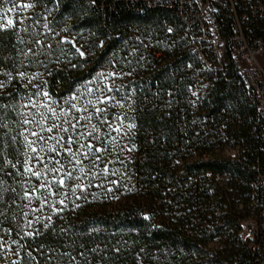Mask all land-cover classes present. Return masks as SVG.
<instances>
[{"label":"trees","instance_id":"obj_1","mask_svg":"<svg viewBox=\"0 0 264 264\" xmlns=\"http://www.w3.org/2000/svg\"><path fill=\"white\" fill-rule=\"evenodd\" d=\"M100 1L4 0L1 4L14 6L21 18L16 19L14 32H0V63L9 69L23 65L21 70L30 76L39 73L34 83L50 92L57 108L95 102L101 90L117 89L105 92L115 100L101 97L97 106L111 104L110 111L119 117L116 123L125 130L129 123L136 128L127 134L112 132L113 142L103 137L109 131L103 127L98 135L107 140L108 153L99 161L82 158L69 187L48 197L62 211L53 213L45 206L33 214L30 207L36 206L35 200L24 207L28 202L17 199V210L9 211L2 225L13 232L0 231V236L10 243L19 239L17 230L31 231L23 217L28 212L27 219L44 218L32 226L43 234L20 240L36 257L33 261L22 252L23 264H256L248 242L241 238L249 222L243 223L258 217L252 207V172L240 159L232 161L227 156L231 148H237L240 157L252 159L255 153L249 121L254 109L232 59L228 58L224 74L204 69L191 49L190 32L174 11L139 12L122 2L102 11ZM26 4L34 7L26 8ZM216 21L223 36L232 32L226 12L217 15ZM13 85L20 94L36 90L21 88L18 81ZM70 94L79 100L70 101ZM11 103L15 110L0 112V117H7L0 122L9 124L10 135H17L19 114L37 110L19 94ZM25 104L27 108L22 107ZM93 123H98L96 116ZM203 123L206 131L201 129ZM8 130L0 129V135ZM132 144L136 147L129 151ZM5 151L12 162L24 159L22 145ZM0 179L4 181L0 187L15 188L18 193L29 186L21 187L28 175L0 173ZM31 183H38L35 177ZM77 183L85 185L84 198H77L79 187L73 192L71 185ZM2 195L11 199L13 194ZM61 199L64 204L59 203ZM48 215L52 221L44 229ZM17 247L10 245V259H17L10 256ZM4 255L0 249V264H5Z\"/></svg>","mask_w":264,"mask_h":264},{"label":"snow or ice","instance_id":"obj_2","mask_svg":"<svg viewBox=\"0 0 264 264\" xmlns=\"http://www.w3.org/2000/svg\"><path fill=\"white\" fill-rule=\"evenodd\" d=\"M95 2V0H93ZM26 8L34 7L33 4L24 5ZM13 9L9 8L11 12ZM16 27V21L12 18H6V22L0 23V32H14ZM44 27L49 28V25L45 23ZM50 30V29H49ZM66 39V38H65ZM19 40V37H18ZM22 43L23 41L20 40ZM35 43L39 44L40 41L36 40ZM103 42H101L102 44ZM79 51V49H77ZM29 52L32 50L29 49ZM27 57L28 53H20ZM84 55L83 52L80 53ZM23 65L17 67L13 64L12 69L5 67L4 63H0V76L4 79H0V112L6 113L9 108L15 110V106L11 101L16 100V95H21L22 99L28 101L32 109H36V114L27 112L26 116L24 113H20L21 120L17 121V127L21 128V131L17 135H10L11 128L7 122H0V129H9L0 135V143L3 147L0 148L3 158L0 159V173H4L7 176L12 175H28L29 179L23 181L21 187L24 184L29 185L27 189L23 190L22 193H18L15 188L0 187V231H3L5 235H10L13 232L12 228H3V223L7 220V213L9 211L15 212L16 200H26L28 203L24 207H30L33 205V201H36L35 207H30V211L33 214L41 213L45 206H48L53 213L62 211V209L55 207L49 203L48 197H55L61 193L62 189L69 187V181L73 179V174L78 165L82 164L83 159H91L94 157L95 161L101 160L102 156L108 153L107 140L102 138L98 133L102 132V128L106 127L109 131L103 133V137L115 141L116 137L112 136V132H131L136 128L135 124L129 123L127 130L121 123H116L119 117L110 111L111 104L101 108L97 105L102 103L103 100H115V97H109L105 95V92H111L117 89L108 88L101 90V96L93 100H87L84 104L71 103L70 107L60 106L57 108L55 105V99L49 91L40 88L34 83V80L39 73L32 74L31 76L26 70H21ZM100 74H97L99 76ZM110 75H122V73H110ZM130 75V73H129ZM13 81L20 82V87L27 89L29 86L36 90L29 93L20 94L19 89L13 85ZM27 83H24V82ZM44 85L47 81H42ZM90 83V81L88 82ZM9 85H13L12 91H9ZM91 92V89H89ZM37 96L44 97V101H37ZM71 100H79L75 94H70ZM47 101H52L48 103ZM117 104L123 106V102L117 100ZM28 104L22 105L27 108ZM43 108L44 111H40ZM92 111H89V109ZM83 113V114H82ZM98 118V123H93V117ZM31 117V118H27ZM38 117V118H37ZM126 119V117H125ZM0 120L6 121L7 117L2 116ZM26 126H32L26 127ZM33 129H38L33 130ZM11 140V145L9 144ZM12 145H22L25 149L23 156L24 159H17L15 162L8 159L7 148ZM115 147V144H113ZM127 147V145H125ZM136 147L135 144L131 145V151ZM19 148H17V152ZM5 166H10L13 172H7ZM39 166V167H37ZM71 168V170H69ZM80 172H84V168L80 167ZM107 170V165H105ZM95 175V173H93ZM31 177H35L38 183H31ZM79 180V178H76ZM4 181L0 179V185H3ZM73 192L79 187L81 189V196L83 197V190L85 185L77 183L71 185ZM45 191H41V190ZM55 189V190H54ZM11 192L12 198L7 199L2 195L5 192ZM47 193V195L45 194ZM60 204H64V200L59 201ZM29 213L24 212L23 217L26 220V228L32 229L31 231H23V229L17 230L16 235L19 239H13L10 241L4 240L3 236H0V249L4 250L5 255L2 260L5 264H23V258L21 253H25L31 260H36L32 251L28 250V246L24 243H20V240H24L27 237L40 236L43 233L40 229L32 228L34 223H40L44 219L41 215H34V219H27ZM15 220V216L12 217ZM52 221V216H47V222L42 224L44 229H48ZM17 228H19V222H17ZM23 233V234H21ZM10 245H18L17 248L11 249L10 256L17 257V259L9 258ZM43 247V245H41ZM64 255H67L65 253ZM51 259V257H50Z\"/></svg>","mask_w":264,"mask_h":264},{"label":"built area","instance_id":"obj_3","mask_svg":"<svg viewBox=\"0 0 264 264\" xmlns=\"http://www.w3.org/2000/svg\"><path fill=\"white\" fill-rule=\"evenodd\" d=\"M117 2L139 12L174 11L190 32L191 49L204 69L224 74L228 58L232 59L254 109V117H249V121L255 153L252 159L240 157L238 149L231 148L227 156L232 161L240 159L242 166L252 172V207L257 209L258 217L249 221L241 238L248 242L256 264H264V0H101L99 8L111 10ZM225 12L232 32L223 36L216 17ZM201 129L207 130L206 123Z\"/></svg>","mask_w":264,"mask_h":264},{"label":"rangeland","instance_id":"obj_4","mask_svg":"<svg viewBox=\"0 0 264 264\" xmlns=\"http://www.w3.org/2000/svg\"><path fill=\"white\" fill-rule=\"evenodd\" d=\"M4 0H2V2L0 3V23L2 22H6V18H12L14 21H16V19L19 21V19L21 18L20 16L16 15V13H19V11H17L14 6L10 7V5H3L1 6V4L3 3ZM11 8L13 9L11 12L8 11V9ZM167 30H169V27H167ZM83 114V113H82ZM121 189H125V187H120ZM250 221V220H249ZM249 221H245L243 223V226H245Z\"/></svg>","mask_w":264,"mask_h":264}]
</instances>
